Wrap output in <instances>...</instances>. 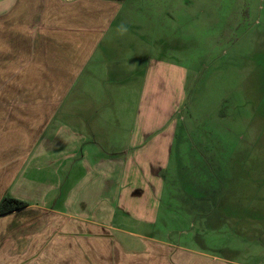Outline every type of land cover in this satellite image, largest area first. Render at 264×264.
I'll use <instances>...</instances> for the list:
<instances>
[{
	"label": "crops",
	"instance_id": "1",
	"mask_svg": "<svg viewBox=\"0 0 264 264\" xmlns=\"http://www.w3.org/2000/svg\"><path fill=\"white\" fill-rule=\"evenodd\" d=\"M120 8L109 0L0 2V202L28 204L0 217V264H257L213 238L238 221L223 215V203H197L184 223L164 202L175 194L166 174L141 163L128 169L133 148L155 135L166 137V149L154 158L169 162V132L179 126L142 125L137 140L134 125L126 137L118 119L104 118L113 106L106 82L133 73L118 60L105 63L102 78L90 69ZM139 76L144 96L148 76ZM167 211L180 217L166 221Z\"/></svg>",
	"mask_w": 264,
	"mask_h": 264
},
{
	"label": "rangeland",
	"instance_id": "2",
	"mask_svg": "<svg viewBox=\"0 0 264 264\" xmlns=\"http://www.w3.org/2000/svg\"><path fill=\"white\" fill-rule=\"evenodd\" d=\"M125 6L120 26L110 28L90 65L101 78L108 75L105 63L116 60L133 72L106 82V93L113 85L106 97L113 106L104 118L118 119L126 137L134 125L137 140L142 125L179 126L169 132L176 135L169 162L154 158L166 149V137L155 135L147 147L133 148L128 169L141 163L143 171L166 174V190L175 194L164 202L184 223L197 203H223V215L238 221L213 238L242 251L236 259L264 264V0H129ZM140 70L148 76L144 96ZM101 91L104 97V85ZM207 188L219 191L202 195ZM161 213L166 221L180 217Z\"/></svg>",
	"mask_w": 264,
	"mask_h": 264
},
{
	"label": "trees",
	"instance_id": "3",
	"mask_svg": "<svg viewBox=\"0 0 264 264\" xmlns=\"http://www.w3.org/2000/svg\"><path fill=\"white\" fill-rule=\"evenodd\" d=\"M109 1H123V0H109ZM28 204L26 202L20 201L13 199L9 196L5 197L1 202H0V217L13 213L15 211H20L24 208H26Z\"/></svg>",
	"mask_w": 264,
	"mask_h": 264
},
{
	"label": "flooded vegetation",
	"instance_id": "4",
	"mask_svg": "<svg viewBox=\"0 0 264 264\" xmlns=\"http://www.w3.org/2000/svg\"><path fill=\"white\" fill-rule=\"evenodd\" d=\"M129 0H123V1H116V2H118V3H120L121 4V13H120V16H119V18L116 20V25L117 26H120L119 25V22L121 21V19H123V15H124V12H125V4H126V2H128ZM125 28L126 29H128V30H130V31H132L133 33L135 32L136 33V30H135V26H133V25H131V24H128V23H126L125 24ZM132 45V47L133 48H136L133 44H131ZM260 60V59H259Z\"/></svg>",
	"mask_w": 264,
	"mask_h": 264
},
{
	"label": "water",
	"instance_id": "5",
	"mask_svg": "<svg viewBox=\"0 0 264 264\" xmlns=\"http://www.w3.org/2000/svg\"><path fill=\"white\" fill-rule=\"evenodd\" d=\"M68 1H72V0H68Z\"/></svg>",
	"mask_w": 264,
	"mask_h": 264
}]
</instances>
